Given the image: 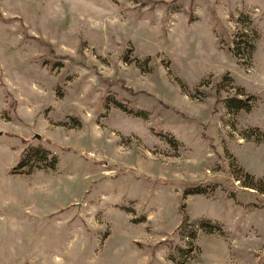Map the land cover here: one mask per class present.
Returning a JSON list of instances; mask_svg holds the SVG:
<instances>
[{
	"label": "rangeland",
	"instance_id": "obj_1",
	"mask_svg": "<svg viewBox=\"0 0 264 264\" xmlns=\"http://www.w3.org/2000/svg\"><path fill=\"white\" fill-rule=\"evenodd\" d=\"M0 264H264V0H0Z\"/></svg>",
	"mask_w": 264,
	"mask_h": 264
},
{
	"label": "trees",
	"instance_id": "obj_2",
	"mask_svg": "<svg viewBox=\"0 0 264 264\" xmlns=\"http://www.w3.org/2000/svg\"><path fill=\"white\" fill-rule=\"evenodd\" d=\"M225 105L228 109H230L231 111L233 112H237L238 110H240L243 106V100L239 97H230V98H227L225 100ZM51 162L52 164L54 163V159L53 157H51ZM243 184L244 186L246 187H250V188H255V189H260L262 190V183L260 180H254L253 179V176L249 175V174H245V178L243 180ZM189 188V189H188ZM184 193H190V194H200L202 193V191H200V189H198L197 186H189V187H186L184 189ZM206 225H208V227H206L205 225V228H208L209 230V224L208 222H205Z\"/></svg>",
	"mask_w": 264,
	"mask_h": 264
},
{
	"label": "water",
	"instance_id": "obj_3",
	"mask_svg": "<svg viewBox=\"0 0 264 264\" xmlns=\"http://www.w3.org/2000/svg\"><path fill=\"white\" fill-rule=\"evenodd\" d=\"M34 137H36V138H40V135L37 134V133H35Z\"/></svg>",
	"mask_w": 264,
	"mask_h": 264
}]
</instances>
